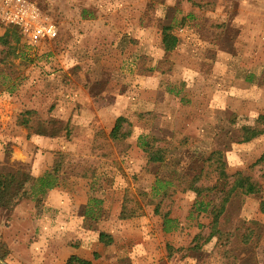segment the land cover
Returning a JSON list of instances; mask_svg holds the SVG:
<instances>
[{"label": "rangeland", "instance_id": "374dc122", "mask_svg": "<svg viewBox=\"0 0 264 264\" xmlns=\"http://www.w3.org/2000/svg\"><path fill=\"white\" fill-rule=\"evenodd\" d=\"M30 1L60 34L31 44L19 30L15 51L0 42V172L52 173L58 185L0 208V264H64L73 253L93 264H264V226L255 243L239 242L246 215L264 224L256 200L224 214L225 230L243 227L227 256L216 238L204 243L221 191L203 196L205 212L191 190L163 202L178 221L165 231L153 185L168 170L148 165L139 145L141 135L176 148L186 138L174 151L185 161L188 148H221L228 174L264 189V133L240 141L264 114V0ZM171 24L179 43L168 52ZM121 115L128 147L109 135ZM124 204L132 215L122 218ZM102 231L114 241H100Z\"/></svg>", "mask_w": 264, "mask_h": 264}, {"label": "trees", "instance_id": "16d2710c", "mask_svg": "<svg viewBox=\"0 0 264 264\" xmlns=\"http://www.w3.org/2000/svg\"><path fill=\"white\" fill-rule=\"evenodd\" d=\"M19 29L9 26L3 35H0L2 44L11 46L10 50L15 51L14 44L10 40V36L18 37ZM162 42L166 51H173L178 43L179 38L173 32V26L166 25L162 31ZM18 42V41H17ZM16 42L15 45H18ZM27 112L30 113L28 110ZM236 115V114H234ZM29 118H25L23 123L28 122ZM232 121H235L234 119ZM132 124L125 116H118L114 126L110 132V138L115 144H125L132 133ZM264 133V114H261L254 124H245L241 128V142H248ZM139 145L146 153L147 163L151 167H163L168 170L166 177L160 176L156 171L155 183L153 185L154 196H158V202L155 204V212L161 214L164 218V230L171 231L178 228L176 219L170 217V212L162 211V204L170 200L176 193L185 191H194L198 200L196 201L197 210L207 211L208 203L203 196L210 195L213 191L218 190L223 193V197L218 205H214L210 211L212 220L209 223V234L205 236L204 243L212 241L216 238V245L224 249L223 254L227 256L231 250H227V245L231 246L234 251V244L238 241V231L243 227L237 226L235 230H225L222 226V218L225 213L230 212V206L236 203L240 205L246 203V200L253 203L258 201L257 210H249L264 214V189L262 183L253 176L244 175L238 171L234 174H228L227 162L225 159V151L221 148L213 147L208 152H198L192 148H188L186 153L187 160H183L182 156H177L174 151L184 148L187 145V139L183 138L179 147H171L169 139L159 137L153 134L141 135ZM128 147V144H125ZM187 147V146H186ZM191 151V152H190ZM192 153L190 156L188 154ZM256 163H264V153L256 161ZM58 185V178L52 173L36 177L28 171L17 169L13 172H0V208L12 209L23 197L31 195H44L49 189ZM147 195V192H143ZM126 203L128 201L126 200ZM151 203H154L152 201ZM230 204V205H229ZM247 207V206H245ZM247 214V213H246ZM131 213L127 212V205L121 212V217H129ZM247 217V215H246ZM243 219L249 221L250 226L244 227L243 235L239 242L248 245L254 242V238L258 240L262 236V226L264 224L257 219ZM201 225V224H200ZM100 241L110 244L113 237L102 231L100 233ZM202 236H196L195 246L192 249L200 248L199 241ZM256 240V241H257ZM255 243V242H254ZM1 251V249H0ZM228 253V254H227ZM231 256V255H229ZM6 254H0V258L4 259ZM235 257V256H233ZM253 257L255 254L253 253ZM64 264H93L91 259L76 255L73 253Z\"/></svg>", "mask_w": 264, "mask_h": 264}, {"label": "built area", "instance_id": "2783aa9c", "mask_svg": "<svg viewBox=\"0 0 264 264\" xmlns=\"http://www.w3.org/2000/svg\"><path fill=\"white\" fill-rule=\"evenodd\" d=\"M0 25L19 28L31 44H38L60 34L53 23L30 0H0Z\"/></svg>", "mask_w": 264, "mask_h": 264}]
</instances>
